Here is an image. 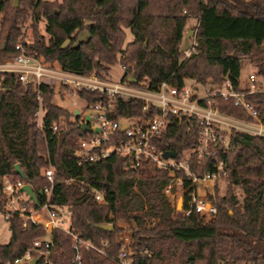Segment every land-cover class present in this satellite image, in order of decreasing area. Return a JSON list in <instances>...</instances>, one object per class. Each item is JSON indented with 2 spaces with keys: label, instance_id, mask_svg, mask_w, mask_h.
<instances>
[{
  "label": "trees",
  "instance_id": "1",
  "mask_svg": "<svg viewBox=\"0 0 264 264\" xmlns=\"http://www.w3.org/2000/svg\"><path fill=\"white\" fill-rule=\"evenodd\" d=\"M41 18L47 40L38 32ZM190 18L196 19L191 36L195 45L185 56L181 45ZM28 20L31 35L23 39L22 26ZM125 28L132 34L126 45ZM83 30L87 38L77 41ZM18 44L42 61L77 74L105 78L118 62L122 78L131 74L129 83L146 81L151 89L162 82L177 87L188 81L219 85L228 78L238 90L244 59L264 83V0H19L17 7L14 0H0V62L13 59ZM40 89L38 99L31 84L0 73V212L7 209L6 179L28 183L37 194V204L24 199L21 207H41L44 196L39 192L48 185L43 170L51 166L50 203L59 213L66 208L71 230L81 239L77 264H121L119 221L131 230V264H264L263 136L227 132L228 146L210 159L225 162L227 192L213 198L216 216L205 221L197 213L184 215L171 206L164 194L170 180L167 168L143 161L137 170H126L124 156L116 154L78 164L74 149L88 131L82 130L75 111L53 102L54 82L47 81ZM78 97L87 103L108 100L106 94L88 90L78 91ZM247 98L264 121V93ZM217 102L221 111L250 119L231 101L217 97ZM142 106L138 99L117 98L114 110L118 117L133 116ZM39 108L41 127L35 124ZM196 141V127L190 128L185 117L172 118L159 147L180 158ZM191 159L194 171L212 168L210 163L197 167L194 155ZM98 192L103 195L100 203ZM6 221L10 237L0 243V264H15L14 259L46 231L27 213L14 211ZM105 224L111 229L101 227ZM50 238L48 261L40 255L35 264H73L77 252L71 234L57 228Z\"/></svg>",
  "mask_w": 264,
  "mask_h": 264
},
{
  "label": "built area",
  "instance_id": "2",
  "mask_svg": "<svg viewBox=\"0 0 264 264\" xmlns=\"http://www.w3.org/2000/svg\"><path fill=\"white\" fill-rule=\"evenodd\" d=\"M195 40L192 37L189 47L183 50L188 56L194 50ZM19 50L13 59L0 62V73L12 74L24 84H31L40 99V86L52 81L73 95L72 104L80 101L81 107L77 110L81 123L89 116L90 130L86 136L78 138L74 155L78 164L92 163L105 159L113 154L124 156L123 167L135 171L147 161L150 165L167 168L170 180L164 187V194L175 210L184 215L197 213L205 221L215 218L217 206L213 201L215 188L222 176L226 175L225 162L222 160L210 162L220 149L228 146L227 132L230 130L243 131L249 134L264 137V121L253 102L247 97L256 93H264L261 77L255 73L248 74L246 86H239L235 90L228 78L219 85H209L200 95L198 87L189 83L177 87L168 82H162L157 89L149 88L146 81L139 85L129 83L130 79L122 78L119 82L104 80L95 73L77 74L60 68L57 64H50L29 54L21 44L16 46ZM88 90L106 94V102L97 101L87 103L78 97V91ZM217 97L223 101H231L233 106L242 108L250 117L243 119L220 110ZM117 98H133L143 102L138 115L118 117L114 110ZM42 109L36 113L35 124L41 127ZM186 118L189 127H196L197 141L193 148L184 150L180 158L176 156L164 159L160 150L159 141L166 131L171 119ZM57 129V124L52 127ZM96 130V131H95ZM194 155L195 166L210 163L212 168L206 167L194 171L191 156ZM181 171V175L176 172ZM48 180L42 190L44 201L38 209L26 211L19 202L28 199V195L20 191L24 185L21 181L4 182V193L7 197V209L0 212L5 220L9 215L18 211L27 213V217L35 224H42L46 235L33 241L31 249H27L21 256L14 259L15 264H30L32 259L44 256L48 261L50 234L54 229H63L71 234L75 244L76 255L73 264H77L80 255L77 243L81 239L71 230L70 215L63 216L53 208L50 203L54 187V170L51 166L43 170ZM186 182V184H185ZM96 200L103 201L102 193L96 194ZM181 207L178 209V200ZM29 200V199H28ZM31 201V200H30ZM67 223V224H66ZM87 245H90L86 242ZM105 244V243H104ZM129 251L121 244L117 255L121 264H131Z\"/></svg>",
  "mask_w": 264,
  "mask_h": 264
},
{
  "label": "rangeland",
  "instance_id": "3",
  "mask_svg": "<svg viewBox=\"0 0 264 264\" xmlns=\"http://www.w3.org/2000/svg\"><path fill=\"white\" fill-rule=\"evenodd\" d=\"M195 26H196V19L195 18L188 19L187 29L190 30ZM44 28H45V20L43 18H41L40 21L38 22V32L43 34L45 37V40H47L49 36L45 33ZM22 31L24 32V36L22 35V38L23 39H29L30 35H31V27H30V21L29 20L23 24ZM125 34H126V37H125L124 45H126L127 43H129L132 40V34H131V31L129 28H125ZM87 36H88L87 31L83 30L78 34L77 41L85 40L87 38ZM191 36H192V34L188 36L189 39L188 38L183 39V42L181 45L182 49H185V48L190 46L191 40H192ZM250 73L256 74L255 67L252 64H250L247 59H244L242 61V68H241V74H240V85L242 87L247 85L248 74H250ZM123 74H124V70L121 67V65L117 62L111 66L107 77L102 78V79L108 80V81H113V82H119L122 79ZM125 78L131 79L132 75L127 74ZM187 83L192 84V85H196L198 87L200 95L204 94V92L207 89L212 88L209 85H197L192 81H188ZM261 84L264 87V83L262 82V80H261ZM66 92H67L66 90H64L63 88H61L57 84L56 85V93L53 97V102L60 105V106L66 107L70 110H72L76 107H81V103L79 100H77L76 105H73L72 104L73 95H68ZM225 176L223 175L222 178L220 179V181L217 183V186H216L215 192H214L215 197H217V196L222 197L227 192L228 183L225 180ZM180 207H181V204H179L178 209H180ZM27 210L28 209H26V211ZM62 214H63V216L67 215L66 208L62 209ZM118 224H119V226H121L122 230L117 233V238L121 241V243L129 251L128 245L130 242V239H129L130 231H131L130 227L128 224H126L122 221H119ZM9 237H10V230H9L8 222L3 218V215L0 214V243H6L9 240Z\"/></svg>",
  "mask_w": 264,
  "mask_h": 264
},
{
  "label": "water",
  "instance_id": "4",
  "mask_svg": "<svg viewBox=\"0 0 264 264\" xmlns=\"http://www.w3.org/2000/svg\"><path fill=\"white\" fill-rule=\"evenodd\" d=\"M18 3H19V0H14V6L17 7L18 6ZM188 32L192 33L193 30L190 29L188 30ZM75 114H78L77 110H75ZM85 121L81 123V128L83 131H89L90 128L88 126V121H89V116H86ZM96 131V130H95ZM175 156V152L172 151V150H166L162 153V157L164 159H167V158H172ZM14 168H15V171L21 176V177H24V173H23V170L20 168L19 164H15L14 165ZM20 191L21 192H24L25 194L28 195V199L29 200H32V202L36 203L37 204V194L33 191V189L31 188V186L28 184V183H25L21 188H20ZM39 195H42V192L40 191L39 192ZM179 204H181V200L179 199L178 200V204L177 206H179ZM102 228H105V229H111V225L110 224H105V225H101ZM37 261V259H32L31 260V264H35Z\"/></svg>",
  "mask_w": 264,
  "mask_h": 264
},
{
  "label": "crops",
  "instance_id": "5",
  "mask_svg": "<svg viewBox=\"0 0 264 264\" xmlns=\"http://www.w3.org/2000/svg\"><path fill=\"white\" fill-rule=\"evenodd\" d=\"M191 34H193V33L188 32V29H187V33H186V35H185V38H188V36L191 35ZM188 39H189V38H188Z\"/></svg>",
  "mask_w": 264,
  "mask_h": 264
}]
</instances>
